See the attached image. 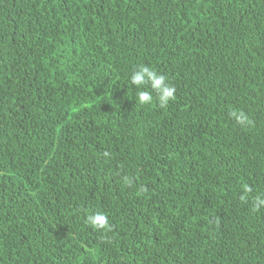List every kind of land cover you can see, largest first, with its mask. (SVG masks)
I'll use <instances>...</instances> for the list:
<instances>
[{
    "label": "trees",
    "instance_id": "obj_1",
    "mask_svg": "<svg viewBox=\"0 0 264 264\" xmlns=\"http://www.w3.org/2000/svg\"><path fill=\"white\" fill-rule=\"evenodd\" d=\"M0 264H264V0H0Z\"/></svg>",
    "mask_w": 264,
    "mask_h": 264
}]
</instances>
